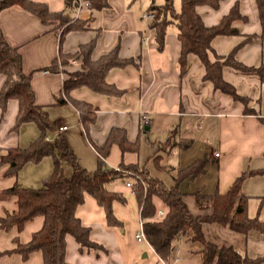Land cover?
<instances>
[{
	"label": "crops",
	"instance_id": "crops-1",
	"mask_svg": "<svg viewBox=\"0 0 264 264\" xmlns=\"http://www.w3.org/2000/svg\"><path fill=\"white\" fill-rule=\"evenodd\" d=\"M33 1L46 3L51 11L66 10L71 14L63 0H57L56 6L51 0ZM153 1L155 4L162 3V0ZM150 2L108 0L107 8L89 10L85 19L77 20L85 28L70 30L62 35V28H55V24L44 25L29 12L12 7L0 13V29L8 45L18 49L24 74L32 73L31 87L35 103L44 106L50 119L58 126L65 127L61 134L84 167L95 169L97 156L94 147L104 144L112 128L124 129L128 141H138V149L140 138L145 133L162 135L165 140L174 130L175 140L188 145L173 148L167 153L177 156L176 162L169 164L172 173L196 159L207 160L205 173L179 185L185 193L183 200L190 214L207 215L211 212L209 208L198 207L192 195L194 191L224 193L242 173L260 171L259 174L245 177L241 192L248 198L247 216L264 222V82L257 75L242 74L226 66L222 68L223 79L233 85L239 95L248 99L247 108L253 112L244 113L242 103L215 91L210 82L203 80L204 66L194 55L187 57L186 68L181 73L176 28L173 24L168 25L164 46L158 50L154 32L148 28L149 19L143 17ZM177 2L179 7V0ZM235 3L239 14L246 20L234 21L232 27L238 34L216 36L211 41V47L217 55L225 56L241 44L235 52V59L248 67L263 65L264 69V36H261L255 0H222L217 9L199 6L196 11L204 25L212 26L218 24ZM173 5L176 10L179 9L175 7V0ZM249 36L252 37L246 40ZM90 41L95 42L92 60L116 47L120 58H131L134 64L111 68L105 76L108 84L122 91L119 95L95 93L84 86L69 92L72 99L86 102L95 110V120L85 133L78 111L69 103L55 102L66 78L63 69L68 72L79 70L80 60L65 68L60 66L58 73L40 69L58 59L59 52L72 54L79 45ZM2 83L3 77L0 76V87ZM16 112L17 102L11 99L6 112L0 116V156L8 148L18 146L17 133L11 131ZM144 116L147 124L142 122ZM163 141L154 142V147ZM81 149L91 154L92 162ZM213 152L219 154L217 158L212 156ZM137 154L122 153L113 144L104 161L111 168H116L120 162L144 165L139 162ZM6 169V164L0 165V191L18 182L17 177L1 176ZM123 196L126 199L124 205L118 202L112 204L113 214L121 222V227H114L107 225L104 212L94 199L85 195L75 215L82 226L90 229V240L102 249L80 250L74 239L67 236V263L199 264L195 249L190 248L184 239L174 242L171 259L165 263L160 261L148 243L137 242L135 235L141 229L138 205L131 190L128 195L123 193ZM156 205L162 211L163 206L158 200ZM15 209V197L0 199V216ZM41 225L42 217L39 216L27 222L19 232L16 227L8 231L0 230V264H41L40 252H32L25 260L19 254H3L15 248L14 239L22 244L27 243ZM202 232L206 240L218 246L232 247L249 259H261L257 264H264V234L255 230L241 234L216 223L203 224ZM182 242L185 248L178 245ZM176 257H179L178 262H175Z\"/></svg>",
	"mask_w": 264,
	"mask_h": 264
},
{
	"label": "trees",
	"instance_id": "trees-1",
	"mask_svg": "<svg viewBox=\"0 0 264 264\" xmlns=\"http://www.w3.org/2000/svg\"><path fill=\"white\" fill-rule=\"evenodd\" d=\"M67 8L72 7L74 0H63ZM137 0H132L135 2ZM222 0H179L176 10L173 0H162L155 4L151 0L146 14H153L149 19L148 28L154 32V41L158 50L164 46V38L168 25L176 28L180 44L178 64L181 73L186 68L187 57L194 55L204 66L203 80L210 82L215 91L231 97L244 105V113L253 112L247 108L248 99L239 95L233 85L222 77L224 66L242 74L257 75L264 82L263 65L248 67L235 59L238 45L225 56L217 55L211 47V41L216 36H231L238 34L232 27L236 20L245 21L239 14L237 3L224 15L216 25H204L196 8L208 6L217 9ZM261 24V36H264V0H255ZM90 10H101L109 6L108 0H89ZM12 7H19L36 16L44 25L55 24L62 28L61 35L70 30L83 29L81 21L73 20L66 10L51 11L44 2L33 0H0V13ZM249 36L246 40H249ZM61 40V37H60ZM95 42L90 41L79 45L72 54L59 52L50 65L40 71L58 73L60 66L65 68L80 60V69L68 72L63 69L66 78L63 80L60 95L55 98L56 104L69 103L79 114L80 123L85 133L95 120V110L83 101H77L69 96L72 89L87 87L91 91L104 95H119L122 91L105 81V76L111 68H123L134 64V60L118 56L117 48L96 60L91 59ZM0 76L3 83L0 87V116L6 112L9 100L17 102V112L11 131L17 133L19 128L27 123H33L38 129V135L25 147L14 146L0 156V165L6 164L7 169L2 177H17L19 170L27 163L38 164L43 158H51V171L41 179V187H23L17 181L7 189L0 191V199L15 197L16 209L0 216V230L8 231L16 227L21 231L27 222L36 217H42L39 230L31 234L27 243L14 239L15 248L3 254H19L23 260L32 252L42 254L41 264H69L65 261L66 237L70 236L79 245V249H102L89 238L90 229L82 226L76 217L77 207L83 204L85 195L94 199L102 208L107 225L121 227L112 211L113 202L122 205L126 199L122 192L110 190L108 185L120 180L124 184L132 183V193L136 199L142 233L147 243L158 258L165 262L171 259L174 242L184 239L187 245L195 249L199 256V264H257L261 259H249L232 247L218 246L205 239L202 225L216 223L231 231L246 234L255 230L264 234V222L257 218H249L246 213L247 200L241 192V184L249 174H259L260 171L242 173L224 193L218 191L204 194L200 190L192 193L201 209H210L207 215L190 214L179 185L192 180L206 171V159H196L187 166L175 169L173 183L168 186L161 179L150 174L144 165L124 164L120 162L116 168L108 167L105 158L109 149L116 144L122 153L137 152L138 141L130 142L122 128H112L101 147L95 146L96 167L89 170L84 167L66 138L58 134L52 142L44 141V137L54 133L58 125L50 119L44 106L37 105L31 87L32 73L22 71L21 55L16 47L6 42L0 29ZM143 127L141 128V130ZM154 147L156 152L167 154L173 148H185L188 144L175 140V131ZM70 169L65 175V169ZM158 168L165 169L163 165ZM158 200L163 208L162 216H157Z\"/></svg>",
	"mask_w": 264,
	"mask_h": 264
},
{
	"label": "rangeland",
	"instance_id": "rangeland-1",
	"mask_svg": "<svg viewBox=\"0 0 264 264\" xmlns=\"http://www.w3.org/2000/svg\"><path fill=\"white\" fill-rule=\"evenodd\" d=\"M51 3L57 4V0H51ZM175 7H178V2L175 0ZM178 10V9H177ZM38 135V129L35 124L27 123L22 125L17 132V144L20 147H25L30 141H32ZM164 136L162 135H151L145 133L140 138L139 149L137 155L139 156V162L149 170L150 174L154 177L161 179L166 185L170 186L173 183L172 176L174 173L171 172L169 164L176 162L177 156L172 154H165L163 152H156L154 150V142L163 141ZM151 143H150V142ZM162 144L156 143L155 147L160 148ZM81 152L88 156V159L93 160L91 154H88L84 149ZM88 155H86V153ZM91 156V157H90ZM177 164V163H174ZM158 165L165 166V169L158 168ZM95 168V167H93ZM91 168V169H93ZM51 171V158L45 157L38 164L27 163L18 172L17 180L23 187L39 188L41 187V179L46 177ZM70 169L66 167L65 175H69ZM112 184V185H111ZM108 185L110 190L121 191L124 194H129L130 189L120 180H117ZM185 248L184 242L178 244Z\"/></svg>",
	"mask_w": 264,
	"mask_h": 264
},
{
	"label": "built area",
	"instance_id": "built-area-1",
	"mask_svg": "<svg viewBox=\"0 0 264 264\" xmlns=\"http://www.w3.org/2000/svg\"><path fill=\"white\" fill-rule=\"evenodd\" d=\"M71 12V16H72V19L73 20H82V19H85V16L87 14V12L90 10V3H89V0H74V4L72 5V7L68 8ZM144 18H147V19H150L153 17V14H145L143 16ZM142 122L144 124H147V118L144 116L142 117ZM65 130V127L64 126H58L57 129L54 131V133L52 134H48L44 137V141L46 142H52L54 140V138L58 135V134H61L63 131ZM218 153L217 152H213L212 153V156L214 158H217L218 157ZM125 186L127 188H129L131 191H132V183L130 181L126 182L125 183ZM163 215V212L162 211H158L157 212V216H162ZM135 240L137 242H146V239L142 233V229H140L138 231V233L135 235ZM160 259V258H159ZM160 261L162 263H165V261H163L162 259H160ZM179 261V257H176L175 258V262H178Z\"/></svg>",
	"mask_w": 264,
	"mask_h": 264
}]
</instances>
